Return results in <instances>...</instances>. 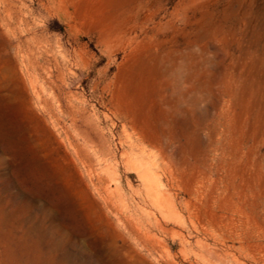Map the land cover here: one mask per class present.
<instances>
[{
    "label": "rangeland",
    "instance_id": "1",
    "mask_svg": "<svg viewBox=\"0 0 264 264\" xmlns=\"http://www.w3.org/2000/svg\"><path fill=\"white\" fill-rule=\"evenodd\" d=\"M0 264H264V0H0Z\"/></svg>",
    "mask_w": 264,
    "mask_h": 264
},
{
    "label": "bare ground",
    "instance_id": "2",
    "mask_svg": "<svg viewBox=\"0 0 264 264\" xmlns=\"http://www.w3.org/2000/svg\"><path fill=\"white\" fill-rule=\"evenodd\" d=\"M29 66V65H28ZM75 67L80 70V69H91L93 68V65H89V67L86 65H82L81 62H79V60H75ZM92 72V70H91ZM97 73V71H96ZM63 73H60V79H62ZM51 84V83H50ZM105 93H108L109 90L107 89L108 87L105 86ZM90 93L93 99H98V95H97V85H96V81H92L91 85H90ZM51 101L49 100H40L39 98H37V102L39 107L43 110L44 113H46L49 118L51 119V121L53 122V124L55 125H59L61 124L63 119H68V121L71 123L72 126L74 127H78L79 123H82L85 119H87V111H86V107H85V103L84 101H80L79 98L76 96V94H73L71 92H67L65 94V98L67 100V104L65 107V110H61V106H60V98L59 96L55 95L53 97H51ZM82 98V97H81ZM103 104H108L111 105V101L108 99L105 102H103ZM58 108V111L60 110V115L55 114V109ZM85 122V121H84ZM99 121L97 120V124L99 126L100 123H98ZM1 125H4V120H1ZM126 126V121L125 123L122 125V128H125ZM107 130L109 131V133L111 132V126L107 128ZM3 136H5V130L3 129L2 131ZM13 139H15V137H13ZM27 139V137H26ZM28 141V139H27ZM67 142L68 145L71 147V149L77 154L79 155V152L77 150L74 149V147H72V143L69 140V137L66 135V138L64 139V141L62 142ZM119 145L123 148L124 143L120 142ZM140 143L137 144H133V143H129L128 148H130L131 151L133 150H138L139 152L143 153V148L140 146ZM116 155V153H114L111 148H102V150H98V152L96 153V156L98 158H101L103 160V158H107L108 156H112L114 157ZM122 155L125 157V165H129V167H131V169L136 172L138 174V178H140L144 184H146V189L150 190L151 189V193H152V200H153V204L155 205H160L162 203L160 195L158 194V182L155 179L153 173L148 169L146 163L140 159L137 158V155L135 157V159H130V156L126 153V151H123Z\"/></svg>",
    "mask_w": 264,
    "mask_h": 264
}]
</instances>
